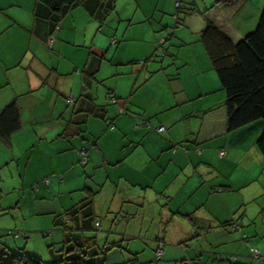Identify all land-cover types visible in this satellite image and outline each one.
<instances>
[{"label":"crops","instance_id":"0c3cea01","mask_svg":"<svg viewBox=\"0 0 264 264\" xmlns=\"http://www.w3.org/2000/svg\"><path fill=\"white\" fill-rule=\"evenodd\" d=\"M182 1L184 23L199 38L179 45L171 66L182 68L190 83L183 88L177 71L157 75L147 61L141 62L128 77L126 93L110 87L105 104H97L92 89L94 82L103 84L98 77L102 59L93 56L103 58L102 49L91 42L88 56L70 51L63 55L65 48L88 46L91 35L87 27L79 32L77 18L89 28L96 20L77 5L53 31L49 20L34 18L36 0H0V112L14 102L21 123L8 141L0 139L2 165L21 180L24 196L29 186H36L31 194L38 210H27L35 218H46V227H60L65 213L86 199L92 201L96 221V211L112 220L117 213L119 217L134 210L151 221L156 219L154 212H146L152 205L164 214L161 218L158 213L157 220L164 222L163 233L171 245L206 240L225 246L222 250L229 253L226 246L243 237L248 241L251 235L256 245L249 241L250 246L264 255V158L256 146L263 124L227 132L225 93L199 45L208 22L233 42L254 31L264 0H181L174 2L176 11L182 9ZM172 4L173 0H163L160 9L173 13L164 8ZM173 15L181 18L180 12ZM183 27H178L180 36L188 35ZM69 98L75 100L73 106L67 104ZM160 127L164 130L157 132ZM82 148L87 154L84 169L77 165ZM220 151L225 153L222 158ZM106 186L113 191L99 199ZM80 219L71 226L73 234L87 237L91 231H82ZM126 227L132 229L129 223ZM3 231L0 237L7 235ZM117 233L112 244L135 256L133 247L123 248L122 243L139 240L141 234ZM212 244L211 252L203 249L194 259L207 264L202 258L211 263L224 256L214 252ZM60 248L47 251L48 263L56 260Z\"/></svg>","mask_w":264,"mask_h":264},{"label":"rangeland","instance_id":"374dc122","mask_svg":"<svg viewBox=\"0 0 264 264\" xmlns=\"http://www.w3.org/2000/svg\"><path fill=\"white\" fill-rule=\"evenodd\" d=\"M175 1L181 0H173V4L170 6L164 5L166 11L175 8ZM181 4L182 9L179 11L174 9L173 13L176 14L178 12L179 14L180 12V21L188 31V35L185 34V36H180L173 13H165L160 9L163 8V0H112L111 10L108 11L102 23L99 21L93 22L91 28L81 18H77L76 26L79 32L84 31L87 27L91 35L89 41H87L88 46L86 49L76 48L73 51L65 48L63 55L67 54L66 51H70L72 54L77 53L80 55L81 53H85L88 56L91 42L93 47L97 48L98 46V48L102 49L103 58L93 56L94 60L102 59V66L98 77L102 80L100 82H103V84L94 82L92 89V95L96 99L97 104H105V93L111 90L109 89L110 87H115L117 90H121L122 88L126 93V85L130 81L128 77H132L131 73L135 72L136 66H139L141 62L147 61L146 65H151L157 72V75L167 76V74H173L171 71H177V76L181 75L182 77L181 84L183 88L186 87V84L190 83L186 72H181L182 68L176 69L171 66V59H175V51H177L179 45L194 42V40L196 41L199 38L197 34H192V31H189V28L185 25L183 19L184 14H187L183 10L185 2L182 1ZM187 8L185 7L186 10ZM70 38L74 41V35L70 36ZM76 40L77 44H79L78 33L75 37ZM72 45L75 46L73 43ZM199 45H201V42H199ZM93 50L95 51L96 49ZM149 61L156 63L150 64L148 63ZM164 61L165 64L162 65ZM0 149L4 151L3 148ZM2 164L3 159L0 153V230H4L3 234L5 232L7 234L0 237V246L3 245L5 247V249H2L4 252L2 253L1 251V254H4V256H1L2 261L0 264H9L11 257L18 254L19 256H32L42 262V264H48L47 251L51 247H61L60 250H62L63 233L61 228L58 226L46 227V218L33 217L31 211L27 209L29 207L31 210H38L34 203L35 199L31 194V191L36 190V186H29V192L24 196V190L20 185L21 180L16 176H12L9 167H3ZM77 165L81 169H84L79 162ZM45 180L44 183H48V179ZM113 186L115 184L112 183ZM107 191H113V189L110 186H106L99 199H104ZM27 199H30V201ZM19 203L20 205L16 207ZM155 207L156 209H153L152 205H149V211L146 210L148 214H151L150 210L155 214L156 219L153 218L151 221L148 218L144 220L143 215H146L145 213H138L135 210L131 213L124 211L125 215H119V217H117V213L114 215L115 219L112 220L106 219L107 213L104 211H96L98 222L101 223V229H93V231L87 233L86 238H93L99 250L102 253L105 252V254L103 256L98 254L92 260V263L102 264L105 261L106 264H187L191 259L200 255L199 253L204 252L203 249L211 252L208 245L213 243L214 252L223 253L224 256L233 258L237 256L240 264H261L262 259L255 260L250 252L251 249H254L261 253V249L250 246L249 241H251V244L256 245L254 243L256 238L253 240L254 236L251 235L247 238L248 241L243 238L240 241L230 243L228 247L226 246L228 251H230L229 253L226 250H222L225 246L221 247L217 242H207L206 240H202L203 243L191 241L182 245H171L169 243V236L166 239V235L168 234L164 235L163 233L165 228L164 222H161V225L157 220V214L161 213V209L158 206ZM160 217L164 218V214L161 213ZM128 223L132 226V229L126 227ZM106 225H108L107 229H105ZM172 228L175 229L176 225H173ZM248 228L246 226L244 232ZM258 228L259 230L262 228L260 221L258 222ZM121 231L141 234L139 240L135 239L138 242L131 240L129 241L130 243H126V241L122 243L123 248L127 244L129 245V249L133 247L135 251L133 254H136L135 256L121 251L120 245L112 244V235H119L117 232ZM262 231H264V227ZM9 232H12L13 235H8ZM251 232L253 230L247 234ZM16 234H19L21 237L14 238ZM24 237H27V239H24ZM162 240H164V243ZM159 248L161 250L160 259L157 257ZM262 256L264 255L262 254ZM202 259L203 262L210 264L207 258L204 257Z\"/></svg>","mask_w":264,"mask_h":264},{"label":"trees","instance_id":"16d2710c","mask_svg":"<svg viewBox=\"0 0 264 264\" xmlns=\"http://www.w3.org/2000/svg\"><path fill=\"white\" fill-rule=\"evenodd\" d=\"M77 5L94 20L102 23L111 10L112 0H36L34 18L49 20L52 30L56 31L63 16ZM176 9H180L179 5ZM182 25L180 19L176 18V27ZM200 42L225 93L227 132L261 122L263 130L256 140V146L264 158V6L255 30L239 41L233 42L220 28L208 22L200 32ZM86 103L89 104V99H86ZM146 126L150 128L149 124ZM20 127L18 108L14 102L10 103L0 112V139L8 141L20 130ZM79 219L83 221L82 231L98 229L96 225L99 222L94 217L91 199L84 200L78 207L65 213V222L60 225L63 233L62 250L56 254V260L48 264H93L92 260L98 254L102 256L105 254L104 251L102 253L99 250L93 238L73 234L76 231L71 226L75 225L76 221L79 222ZM1 256L4 254L0 253V262ZM9 264H42V262L32 256L18 254L11 257ZM187 264L203 263L194 259ZM210 264L238 263L237 258L219 256L212 258ZM261 264H264V260Z\"/></svg>","mask_w":264,"mask_h":264},{"label":"built area","instance_id":"2783aa9c","mask_svg":"<svg viewBox=\"0 0 264 264\" xmlns=\"http://www.w3.org/2000/svg\"><path fill=\"white\" fill-rule=\"evenodd\" d=\"M175 6H176V8H177V7H178V4L175 5ZM74 103H75V100H74V99H71V98L67 99V104H68V105L73 106ZM163 130H164V128H163V127H160V128L157 129V132H162ZM218 155H219V157L222 158V157L225 156V153H224L223 151H220ZM79 163H80L82 166L86 165V163H87V154H86V150H85L84 148H82V149L79 151ZM96 226L98 227L99 224H97ZM234 229H237V227H234ZM14 236L17 237V236H19V234H16V235H14ZM243 238L245 239V237H243ZM243 238H242V239H243ZM250 252H251V254H252V256H253V258H254L255 260H259V259L264 260L263 257H262V254H261L258 250L251 249ZM160 256H161V251H160V248H159V249H158V253H157V257H158V259L160 258ZM262 260H261V261H262Z\"/></svg>","mask_w":264,"mask_h":264}]
</instances>
